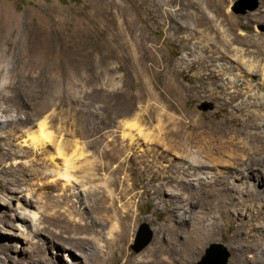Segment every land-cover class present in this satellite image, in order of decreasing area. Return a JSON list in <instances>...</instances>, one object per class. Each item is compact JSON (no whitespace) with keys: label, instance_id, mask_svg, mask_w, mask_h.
Here are the masks:
<instances>
[{"label":"rangeland","instance_id":"rangeland-1","mask_svg":"<svg viewBox=\"0 0 264 264\" xmlns=\"http://www.w3.org/2000/svg\"><path fill=\"white\" fill-rule=\"evenodd\" d=\"M235 1L200 0L198 7L189 0H0V159L6 150L19 155L17 159L6 158L0 173V264H70L74 255L83 259L79 252L91 251L89 246L81 250L73 247L64 232L67 224L48 223V218L54 219V213L64 211L61 195L76 188L72 199L81 214L73 215L75 219L84 216L91 226L96 215L80 201L90 202L99 196L103 180L83 181L80 176L69 175L67 166L83 164L77 158L89 166L107 162L112 142H123L122 129L138 118L142 131L125 130L135 140L133 144L130 139L123 142V150L112 164L120 167L116 177L138 195L131 199L132 208L137 209L135 222L126 243L127 257L113 253L109 262L131 264L140 260L158 237L166 246L170 234L179 240L186 236L185 232L172 234L171 227L178 217H195L201 205L190 186L184 187L179 197L170 198L171 192H179L176 183L165 185L172 156L165 146L157 147L142 136L152 134L156 123L150 127L144 122L147 112L141 107L155 106L165 126L172 102L185 115L197 121L210 120L213 126L227 130L222 135L210 129L208 134L216 141L249 140L247 135L255 130L243 128L241 122L251 116L247 111L233 116L241 97L226 103L222 91L232 86L233 76L226 75L220 81L208 77L210 71H218L216 52L223 47L205 37L197 21L201 9L217 15L212 21L214 27L228 28L226 39L237 37L229 42L231 53L246 50L264 63V43L259 48L252 43L255 39L264 42V0L243 12L232 10ZM224 15L229 19H223ZM203 51L214 58L208 66L198 62ZM241 82L236 79L234 84L241 87ZM251 87L253 83L248 85ZM212 91H220V95ZM141 93L142 100L137 98ZM257 114L256 119L263 118ZM41 122L47 124L45 133L55 135L57 140L36 148L31 135H38ZM263 127L260 125L258 131L264 135ZM23 152H28L27 156L22 157ZM35 155L46 157L49 169L35 165ZM259 156H264V142L257 151ZM254 165L264 167V159L255 160ZM216 170H225V164L206 172ZM106 177L113 179L111 174ZM55 179L58 182L53 188L50 182ZM188 180L197 182L190 177ZM121 185L106 184L104 188L114 190ZM156 187H164L161 198L154 193ZM227 196L230 208L211 215L217 223L214 233L188 264L200 262L213 244L227 253L225 264H232L237 248L253 245L249 240L243 245L235 242L234 236L240 228L239 219L247 220L258 205L236 212L230 205L238 200V194ZM143 226L151 237L135 250ZM260 248H264V239ZM245 255L247 264H252V253ZM162 258L168 264L179 263L167 251ZM208 263L213 264L210 260Z\"/></svg>","mask_w":264,"mask_h":264},{"label":"bare ground","instance_id":"bare-ground-1","mask_svg":"<svg viewBox=\"0 0 264 264\" xmlns=\"http://www.w3.org/2000/svg\"><path fill=\"white\" fill-rule=\"evenodd\" d=\"M183 1L180 0V2ZM191 1L200 7V0H189V2ZM201 12V15L197 18L200 26H203L201 33L205 37L210 38L214 44L218 43V45L223 47V50L219 51L220 53L216 52L219 69L216 74L210 71L208 77H216L217 81H220L226 75H228L227 78L233 76V78H230L232 84L230 87L234 89L232 91H229L230 87L222 89V91L225 90L224 93L226 94V97H224L225 102L231 103L235 97L240 96L241 100L234 106L235 112L233 116L237 117L240 111H247L246 115L251 116V119H247L249 121L243 119L244 121L242 120L241 122L243 123L242 126L245 129L252 127L255 131L247 135L249 140L246 141L245 139L223 140L222 138L216 141L214 135L208 134L209 130L211 129L213 132L222 135H225L227 130L213 126L210 120L197 121L191 116L185 115L177 110L178 107H175L176 104L174 105L172 102L169 106L170 110L166 117L165 126L161 125V116L155 106L141 107V110L147 112L144 122L150 127L156 123L152 134L144 133L142 136L157 147L165 146V150L172 156L171 162L166 167L168 175L165 178V185L176 183V188L179 189V192H171L170 198L179 197L182 191H185L183 188L185 187L186 189L190 186L194 188L193 197L198 200L201 208L199 214L193 218L178 217L176 224L171 227L170 232L174 235L185 232L186 236L182 240L170 234L168 244L163 246L160 237H158L155 243L143 252L141 259L130 261L131 264H168V261L162 258V254L165 251L176 257L179 260L178 264H188L190 259L199 253L202 243L214 233L213 229L217 223L211 215L217 210L221 211L224 208H230L227 207V200L229 199L227 194L231 192L238 194V200L236 198V202L232 205L229 204L236 212L247 211L249 207L258 205L257 209L249 215L247 220L239 219L240 228L234 236V241L243 245L245 241L249 240L250 244L253 245L249 248L244 246L237 248L232 264H247L246 252L252 253V264H264V248H260L261 241L264 239V167L254 165L255 160L264 159V156L256 157L257 151L262 148L264 142V135L258 131L260 125L264 126V63L246 53V50L231 53L229 42L231 43L237 37L233 36L226 39L228 28L223 26L215 28L214 23H212L217 15H208L203 9H201ZM227 18V15L223 16V19ZM171 19H174L173 16H171ZM252 43L259 48L262 47L264 42L255 39ZM212 59L214 58L207 56L205 51H203L199 55L198 62L203 66H208L212 63ZM232 68H236V71H233ZM230 69L232 73H226ZM254 75H257L258 78L252 79ZM236 79L242 81L241 87H237L234 84ZM252 83L253 87L248 88V85H252ZM211 93H219L220 95V91H212ZM137 95V98L141 100L144 98V93ZM257 112L263 118L256 119ZM141 122L142 120L138 118V120L129 123L122 129L123 142L130 139L133 144L134 136L125 133V130L136 128L141 132ZM2 123L3 119L0 116V125ZM46 125L45 122H41L38 135H31V143L36 148L42 147L47 141L49 142L48 145H53L57 140L55 135L45 133ZM252 140H257L258 143L254 144ZM123 142H119L117 139L112 142L110 157L107 162L101 161V164L89 166L83 162V159L77 158L75 160L83 164L67 166L69 175L71 173L76 177L80 176L83 181L91 183L97 179L103 180V185L100 186L102 192L99 196L90 202L86 200L80 201L81 205L84 204L92 214L96 215L91 226L85 221L84 216L80 215V218L75 219L73 215L75 212L81 214L80 209L76 207L74 198L72 199L77 194L75 192L76 188H73V193L64 192L61 195L62 203L65 205L64 211L54 213V219L49 220L48 218V221L46 220L48 223L52 222L58 226L67 224L64 232L67 233V238L71 241L73 247L79 249L80 247L89 246L91 248V251L87 253L79 252L83 259H79V257L74 255L75 260L72 257L70 264H111L109 261L113 253L127 257L126 243L130 239L135 222V211H137V209L134 210L132 208L133 201L131 199L134 200L138 195L132 186L125 185L122 182V178L116 177L120 173V167L112 165L116 160L117 153L123 150ZM56 145L59 146L60 144ZM27 153L23 152L21 156H27ZM82 154L80 153V155ZM2 157L3 159H0V173L3 169L2 163L6 158L17 159L19 155L17 151L6 150ZM35 157L37 156L35 155ZM33 163L45 168H48L49 165L46 157H37ZM221 164H225V170L212 171L213 173L206 172L208 168L213 169ZM106 173L111 174L113 179L105 178ZM102 176H104V179H102ZM188 177L194 181L197 180L198 184L188 180ZM57 182L55 179L50 184L53 187ZM116 182L118 184L121 182L122 185L114 190L104 188L106 184L107 186H112L116 185ZM4 191L7 190L5 189ZM163 191L164 187H156L154 193H157L159 196L157 197L161 198ZM80 195H83L82 191H80ZM230 197H233V194L232 196L230 194ZM124 199H127V201H123ZM119 202L121 203L119 204ZM187 226L188 229H185ZM210 261L214 263L215 259L211 257Z\"/></svg>","mask_w":264,"mask_h":264},{"label":"water","instance_id":"water-1","mask_svg":"<svg viewBox=\"0 0 264 264\" xmlns=\"http://www.w3.org/2000/svg\"><path fill=\"white\" fill-rule=\"evenodd\" d=\"M258 0H236L232 4V10L235 12H243L246 9H253L257 6ZM151 234L148 228L143 226L136 237L135 250L140 249L144 246L150 239ZM214 257L215 262L213 264H225L227 259V253L225 250L218 244H213L211 247L206 249L205 256L202 257V260L197 264H206L209 262L210 258ZM209 264V263H208Z\"/></svg>","mask_w":264,"mask_h":264}]
</instances>
